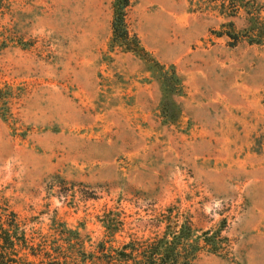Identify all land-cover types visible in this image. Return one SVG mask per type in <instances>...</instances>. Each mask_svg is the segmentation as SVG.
<instances>
[{"label": "rangeland", "instance_id": "rangeland-1", "mask_svg": "<svg viewBox=\"0 0 264 264\" xmlns=\"http://www.w3.org/2000/svg\"><path fill=\"white\" fill-rule=\"evenodd\" d=\"M113 2L0 0V198L87 252L161 235L171 211L225 226L228 251L191 264H264V42L233 45L246 17L217 1L133 0L128 31L183 85L168 121L157 74L112 43Z\"/></svg>", "mask_w": 264, "mask_h": 264}, {"label": "trees", "instance_id": "trees-1", "mask_svg": "<svg viewBox=\"0 0 264 264\" xmlns=\"http://www.w3.org/2000/svg\"><path fill=\"white\" fill-rule=\"evenodd\" d=\"M133 0H114L111 23L112 43L124 52H130L146 62L159 79L162 91V109L168 121H174V113L167 110L175 106L173 97L183 95V85L173 66L166 67L154 61L141 46L135 35L126 27V11ZM219 2L221 14L236 17L240 10L246 17L242 33L227 32L226 36L236 44L239 38L249 44L264 42V6L260 0H213ZM232 27V24L229 25ZM3 44H1V47ZM8 96L0 87V111L7 113ZM162 214L164 231L147 240H131L118 248L114 240L99 243L96 252H87L81 234L60 224L62 244L49 241L46 236L28 230L16 213L0 198V264H191L205 252L212 255L225 254L230 240L223 235L225 226L207 230L197 235L189 218L181 214ZM107 237L113 239V224L106 227Z\"/></svg>", "mask_w": 264, "mask_h": 264}]
</instances>
